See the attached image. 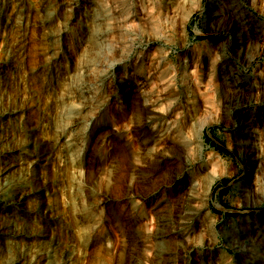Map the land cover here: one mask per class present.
<instances>
[{"label":"rangeland","instance_id":"374dc122","mask_svg":"<svg viewBox=\"0 0 264 264\" xmlns=\"http://www.w3.org/2000/svg\"><path fill=\"white\" fill-rule=\"evenodd\" d=\"M18 1L21 26L0 0V264H264V0H143L163 33L141 0ZM126 10L144 33L107 61ZM139 73L171 84L144 95Z\"/></svg>","mask_w":264,"mask_h":264},{"label":"bare ground","instance_id":"6f19581e","mask_svg":"<svg viewBox=\"0 0 264 264\" xmlns=\"http://www.w3.org/2000/svg\"><path fill=\"white\" fill-rule=\"evenodd\" d=\"M111 1V0H110ZM114 1V0H113ZM117 1V0H116ZM148 1V0H147ZM216 1V0H215ZM215 1L213 2V0H209V3H210V9H211V6L213 5V4H215ZM6 2L7 3H12V8L14 9V12H15V16H14V20H13V22H14V24L15 25H17V26H21V24H22V22H23V15H21V11H20V8L18 7V3H20L18 0H6ZM104 2H106V1H104ZM108 2H109V0H108ZM141 3H140V5H141V8H145V16H146V20H145V23L147 24H150V23H152L154 20L156 21L155 23L153 22V24H151L152 25V29L154 30L155 28H157L158 29V32L160 31H162L163 30V28L161 27L160 28V26L157 24L158 23V21H159V19H158V15H159V13H160V11L159 10H157L156 8L154 9V6L152 5V7H151V3H146L145 1H143V0H141L140 1ZM102 3H103V1H102ZM114 4V3H113ZM21 5V4H20ZM19 5V6H20ZM112 6V5H111ZM115 6H117V5H115ZM9 8V7H8ZM115 8V7H114ZM113 8V9H114ZM199 7H197V9H198ZM208 8H209V5H208ZM24 9V8H23ZM155 10V12H156V15L157 16H154V15H150L151 14V10ZM210 9H209V13H210ZM213 9H214V7H213ZM115 10V9H114ZM110 12V11H109ZM112 12H114V11H112ZM212 12V11H211ZM25 13V12H24ZM189 14H190V11H187L185 14H183V16L181 17V24H182V32H183V34H184V27H185V22H186V20H187V18H188V16H189ZM25 15V14H24ZM113 15H116V13L114 14L113 13ZM163 15V14H162ZM16 16H17V18H16ZM112 16V15H111ZM111 16H109V17H107V18H105V21H106V19L108 20V22H106V24H107V26H106V28H105V30L103 31V34H101L102 35V38L101 39H103L104 40V43H108V45L109 44H111V45H113V43H118L119 45V47L118 48H116L115 49V51H117V53L114 51V52H111V53H107L106 52V54H105V57L107 58V59H105V60H109V57H111L112 58V56L113 55H117V56H119L120 55V53L121 52H123V50H126L125 49V47H129V48H131V46H132V44H133V40L134 39H136V38H133V39H130L129 38V35H130V32L131 31H133L135 34H143L144 33V31L141 29V26L143 25V24H141L140 22H141V20H140V18H139V16H136V15H133V13H132V11H130V10H126L125 11V13L124 14H122V13H117V15L115 16V17H111ZM24 19H25V17H24ZM111 19H112V22H113V24H112V22L110 23L109 21H111ZM42 21V20H41ZM163 21V20H162ZM26 22V21H25ZM163 23V22H162ZM105 24V25H106ZM161 24V23H160ZM154 25H155V27H154ZM161 25H163V24H161ZM16 26V27H17ZM23 26V25H22ZM121 27V28H120ZM18 28H20V27H18ZM121 29H123V31L121 30ZM151 29V28H150ZM19 30V29H18ZM21 30V29H20ZM23 30V29H22ZM42 30V29H41ZM148 30V29H147ZM194 31L195 32H200V33H202L203 31L199 28V27H196V26H194ZM146 32V31H145ZM156 32H157V30H156ZM159 32V33H160ZM150 33H151V31H150ZM153 33H155V32H153ZM161 33H163V32H161ZM148 34V33H147ZM145 35H146V33H145ZM154 36V35H153ZM147 37V36H146ZM150 37V36H149ZM22 38V37H21ZM148 38V37H147ZM16 39V38H15ZM18 39V38H17ZM14 40L13 42H12V47H13V52L14 53H17L16 51H17V49L19 48V45H18V40ZM249 40V39H248ZM106 41V42H105ZM116 43V44H117ZM110 46V45H109ZM116 46V45H115ZM113 47V46H112ZM19 52V51H18ZM153 56V55H152ZM104 57V58H105ZM110 58V59H111ZM114 58H116V57H114ZM119 58L120 59H122L123 58V56H119ZM155 58H156V56H155ZM113 59V58H112ZM156 60V59H155ZM106 61V62H107ZM112 61V60H111ZM141 61V60H140ZM143 61V60H142ZM152 61V60H151ZM151 61H146V62H151ZM154 61V60H153ZM152 61V62H153ZM185 61V60H184ZM183 61V62H184ZM106 62H104V63H106ZM142 63V62H141ZM148 63V64H149ZM160 64V63H159ZM141 65V64H140ZM139 65V66H140ZM153 65V64H152ZM157 65H158V63H157ZM104 66H105V64H104ZM149 67V66H148ZM185 67V66H184ZM127 68V67H126ZM125 68V69H126ZM143 68V67H142ZM151 69H152V67H151ZM155 69V68H154ZM153 69V70H154ZM185 69V68H184ZM138 70V69H137ZM144 70V69H143ZM142 70V71H143ZM150 70V69H149ZM152 70V71H153ZM148 71V70H147ZM146 71V72H147ZM151 71V72H152ZM154 71H156V70H154ZM153 71V72H154ZM157 71H158V69H157ZM156 71V72H157ZM155 72V73H156ZM159 72V71H158ZM154 73V74H155ZM186 73V70H184V72L182 73V74H185ZM140 74V73H139ZM139 74H137V75H135L133 78H135V81L134 80H132L133 81V83L134 84H137V86H138V88L140 87L141 88V91L143 92V94L144 95H148L149 93H151V91H153V87H157L158 89L157 90H159V91H161L162 90V88L163 87H165L166 85H169L170 86V84H163V87H158V86H156V85H158V84H160V81H158L159 83H156L154 80L152 81V84H151V82H148L147 80H146V78H143V77H140L141 76V74L139 75ZM150 74V73H149ZM147 76H148V74H146ZM158 75H159V73H158ZM158 75H156V76H158ZM144 77H145V75H144ZM149 77V76H148ZM152 77V76H151ZM150 78V77H149ZM153 79V78H152ZM157 79V78H156ZM183 79V78H182ZM159 80V79H158ZM183 81H184V79H183ZM163 83V82H162ZM167 83H168V81H167ZM149 84H151V85H149ZM161 86V85H160ZM174 87V86H173ZM137 88V89H138ZM139 88V89H140ZM168 88V87H167ZM166 88V89H167ZM164 90V89H163ZM172 90H173V88H172ZM165 91V90H164ZM162 93H163V91H161ZM160 92V93H161ZM153 93V92H152ZM174 93V92H173ZM152 96V95H151ZM173 96H175V93H174V95ZM178 96V95H177ZM145 98V97H144ZM166 99V98H165ZM145 100H146V98H145ZM150 100V99H149ZM157 98L156 99H151L150 101H151V105H155V106H153V107H151L150 109L151 110H153V111H157L158 112V110L157 109H159V110H162V109H165V110H167L166 109V107L167 106H163V104L162 103H160V99H159V103L158 104H156L157 103ZM148 101V100H147ZM167 102V101H166ZM148 103V102H147ZM169 103V102H168ZM150 104H148V105H150ZM150 105V106H151ZM168 105V104H167ZM164 110V111H165ZM88 112V111H87ZM160 112V111H159ZM166 112V111H165ZM164 112V114H167V113H165ZM162 113H163V111H162ZM168 115V114H167ZM174 115H175V113H174ZM163 116V115H162ZM161 117V116H160ZM174 117V116H173ZM196 121H197V119L195 120V122H189L187 125L185 124V130H186V133L185 134H187V136H190L191 135V133H192V136H193V140H194V143L196 144L195 146H194V154H195V156H199V153L201 152V150H202V148H203V141H202V137H201V130H202V127L204 126V122L205 121H200V122H197L196 123ZM175 122V121H174ZM194 123H196L195 125H194ZM174 124V123H173ZM175 125V124H174ZM178 134H177V136L179 137L180 136V138H183L184 137V135L183 134H180V132L177 130L176 131ZM203 133V132H202ZM160 143V142H159ZM163 144V143H162ZM157 149V148H156ZM214 160V159H213ZM211 166H212V172H207V170H205V173H204V177H203V180H202V183H204V184H208L209 185V183L212 181V180H214V178L216 177V175H218V167L220 166L219 164H218V162H211V164H210ZM224 168V170H225V166H223ZM8 164H5V166H4V168H3V170H2V173H4V172H7L8 171ZM220 169H221V166H220ZM10 171V170H9ZM8 173L9 172H7V174L6 175H8ZM10 174V173H9ZM5 175V176H6ZM5 179H6V177H4ZM193 188V187H192ZM22 204V203H21ZM2 207V206H1ZM11 215H9V217H10ZM161 222V221H160ZM167 224V223H166ZM159 233V232H158ZM163 239V238H162ZM8 263H9V261H8Z\"/></svg>","mask_w":264,"mask_h":264},{"label":"built area","instance_id":"2783aa9c","mask_svg":"<svg viewBox=\"0 0 264 264\" xmlns=\"http://www.w3.org/2000/svg\"><path fill=\"white\" fill-rule=\"evenodd\" d=\"M201 10L202 9H199V13L201 12ZM260 13H255V15H256V17H255V19L256 20H260L259 18H260V15H259ZM194 26H196V27H199V25H198V21L197 20H194V22H193V31H194ZM200 28V27H199ZM195 32V31H194ZM195 34H203V32L202 33H200V32H195ZM224 128L223 127H221V126H219V125H215L214 127H212V126H210V127H208V126H206L205 128H204V134H205V136L208 138V140H209V142H211L212 143V145H220L219 144V142H218V137H219V135L221 134V131L223 130Z\"/></svg>","mask_w":264,"mask_h":264},{"label":"trees","instance_id":"16d2710c","mask_svg":"<svg viewBox=\"0 0 264 264\" xmlns=\"http://www.w3.org/2000/svg\"><path fill=\"white\" fill-rule=\"evenodd\" d=\"M223 189V188H222Z\"/></svg>","mask_w":264,"mask_h":264}]
</instances>
